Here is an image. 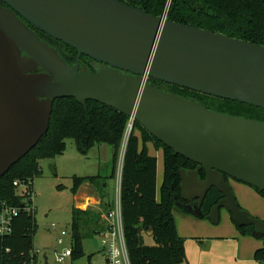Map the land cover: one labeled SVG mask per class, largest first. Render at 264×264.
Wrapping results in <instances>:
<instances>
[{
  "label": "water",
  "instance_id": "water-1",
  "mask_svg": "<svg viewBox=\"0 0 264 264\" xmlns=\"http://www.w3.org/2000/svg\"><path fill=\"white\" fill-rule=\"evenodd\" d=\"M157 17L119 0H0V178L47 135L54 102H98L138 122L176 155L201 166L181 170L182 197L208 218L227 208L240 227L264 232L241 209L226 177L264 191V123L204 108L153 87L161 81L264 110V47ZM34 27L77 51L69 66ZM86 56L107 68L80 71ZM56 174L54 164L49 165ZM47 262L48 256L44 255Z\"/></svg>",
  "mask_w": 264,
  "mask_h": 264
},
{
  "label": "trees",
  "instance_id": "trees-1",
  "mask_svg": "<svg viewBox=\"0 0 264 264\" xmlns=\"http://www.w3.org/2000/svg\"><path fill=\"white\" fill-rule=\"evenodd\" d=\"M147 14L161 17L169 0H119ZM167 19L173 23L194 27L264 47V0H172ZM42 40L59 49L61 56L72 66L77 61V51L54 40L30 26ZM92 59L82 56L81 70L95 72ZM100 66V65H99ZM150 84L162 91L199 103L204 108L229 116L246 118L264 123V110L224 100L161 81L150 80ZM129 118L98 102L88 101L87 107L75 99H59L54 102L49 132L38 145L2 178H0V209L2 203L21 207L23 194L15 181H34L42 173L40 163L52 161L65 153L66 141H75L82 155L99 145L112 149L115 176L117 161L123 148ZM137 132V133H136ZM163 152V182L158 192V159L149 154L148 144ZM201 166L176 155L174 151L150 135L138 122L134 123L123 157L121 203L124 231L131 264H188L185 240L180 237L174 216L175 208L186 214H194L189 202L182 197L181 170H199L200 179L206 174ZM97 177H74L73 193L86 182L95 184ZM229 182V177H226ZM254 188V187H252ZM264 198V191L254 188ZM213 188L209 191L198 214L207 219L212 208L223 198ZM105 211L108 206L104 204ZM101 213L93 210L73 209L72 234L74 254L72 262L85 257L83 242L103 229ZM264 221V220H263ZM237 228L242 236L256 237L263 247L254 254L258 264H264V232L255 236V227ZM38 230L36 213H22L14 221L13 234L0 239V264H29L34 249V238ZM85 230L86 234L82 233ZM147 238L153 245L147 243ZM10 249V252H7ZM93 255L89 256L91 259ZM73 264V263H72Z\"/></svg>",
  "mask_w": 264,
  "mask_h": 264
},
{
  "label": "rangeland",
  "instance_id": "rangeland-1",
  "mask_svg": "<svg viewBox=\"0 0 264 264\" xmlns=\"http://www.w3.org/2000/svg\"><path fill=\"white\" fill-rule=\"evenodd\" d=\"M43 41L52 46L48 41ZM56 49L59 51L58 48ZM65 62L72 66L66 60ZM94 67L95 70L102 68L99 65H94ZM82 71L83 73H89L87 68H82ZM66 145L67 148L63 155L56 157L53 161H42L40 163L42 173L33 181L34 205L38 224V230L34 238V248L41 253V256L47 254L49 264H57L54 254L55 249L61 251L64 247L70 246L68 237L64 246L58 245V238L61 230L65 229L69 233L72 231L73 209L75 208L74 177L95 175L101 167V177L103 179L98 180L94 186L101 192L106 191L107 198L110 202L115 203L118 198L119 175L123 165L124 153L122 150L117 161L115 176L112 179L114 162L112 149L108 145L96 146L88 155H82L72 139H68ZM151 153L162 162L161 151L157 152L156 149L152 148ZM50 164H54L56 174L50 172ZM229 183L241 209L248 212L251 217L263 221L264 198L249 185L231 178ZM192 208L194 214H186L179 208H175L178 233L185 240V253L188 264H228V261L232 257L234 258L236 252L234 247L228 248L225 241L231 242L238 239L243 248H246L249 253L255 251L258 247V241L254 237L245 238L240 234L237 224L227 208L219 210L217 222L209 218H199L198 214L201 211L198 208L197 200ZM101 209L100 213L103 217L105 210L102 207ZM54 225L55 228H53ZM82 233L86 234L85 230H82ZM147 243L149 245L154 244L149 238H147ZM206 244L211 246L210 251L205 250L204 245ZM83 248L85 257L72 262L73 264H88L90 255L99 254L102 250L100 238L97 235L85 238ZM95 260L101 261L102 257H97ZM38 264H45V262L40 259Z\"/></svg>",
  "mask_w": 264,
  "mask_h": 264
},
{
  "label": "built area",
  "instance_id": "built-area-1",
  "mask_svg": "<svg viewBox=\"0 0 264 264\" xmlns=\"http://www.w3.org/2000/svg\"><path fill=\"white\" fill-rule=\"evenodd\" d=\"M133 131L134 122L129 120L124 137L122 148L123 153H125L127 142ZM122 166L119 175L118 198L113 207L105 212L104 218L102 220L103 229L97 234L101 241L102 250L99 252V254L93 255L91 259H89L88 264H131L124 231L121 203ZM14 185L21 190L24 196L23 205L21 207H13L9 206L7 203H2L0 209L1 240L10 237L13 234L14 221L22 213L29 215H34L36 213V207L34 205L35 192L33 182L15 181ZM53 228H55V225ZM67 237L70 240V246L64 247L61 251L58 249L54 250L55 261L57 264H72V258L74 254V240L72 231L69 233L65 229L61 230L60 236L58 238V245L64 246ZM7 252H10V249H7ZM44 255L47 254L45 253L41 256V253L34 248L29 257V264H38L40 259L43 260L45 264H48V259L46 262ZM97 257H102V260L96 261L95 258Z\"/></svg>",
  "mask_w": 264,
  "mask_h": 264
},
{
  "label": "crops",
  "instance_id": "crops-1",
  "mask_svg": "<svg viewBox=\"0 0 264 264\" xmlns=\"http://www.w3.org/2000/svg\"><path fill=\"white\" fill-rule=\"evenodd\" d=\"M103 147V145H102ZM155 147L153 146V144H148V150H149V154L152 155L151 153V149ZM106 150H108L107 147H105ZM110 152V150H108ZM157 152L161 151V150H156ZM161 155L163 158V152L161 151ZM153 156V155H152ZM53 161V160H52ZM100 162V161H99ZM101 167L98 171L97 174L95 175H86V176H82V177H97V176H101ZM163 171H164V161L160 159H158V168H157V187H158V192H160V188L163 182ZM114 178V176H112V179ZM108 185L106 184V187ZM108 195L106 193V191H99L98 189H96V187L94 186L93 183L91 182H86L84 183L80 188L79 191L77 192V194L75 195V208L76 209H80V210H93L95 212H101V207L103 208V210H105L104 208V204L106 206H108V210L110 208L113 207L114 203L110 202V200L107 198ZM195 203V202H194ZM106 212V211H105ZM105 214V213H104ZM104 214L101 220H103L104 218ZM174 216L175 215V210H174ZM176 220V218H175ZM177 224V223H176ZM177 230H178V226H177ZM245 238H248L247 236H243ZM253 238V237H250ZM257 241H258V247L255 249V251L252 252H248L246 250V248H243L242 243L237 239L236 241H225L226 245L228 248H232L234 247L235 250V254H234V258L232 257L229 261L228 264H258L256 262V260L254 259V254L255 252L263 247V242L260 241L259 239H257L256 237H254ZM205 246V250L206 251H210L211 250V246L209 244L204 245ZM95 255V254H94ZM91 256V255H90ZM233 259V261H232ZM48 264H49V258H48Z\"/></svg>",
  "mask_w": 264,
  "mask_h": 264
},
{
  "label": "flooded vegetation",
  "instance_id": "flooded-vegetation-1",
  "mask_svg": "<svg viewBox=\"0 0 264 264\" xmlns=\"http://www.w3.org/2000/svg\"><path fill=\"white\" fill-rule=\"evenodd\" d=\"M102 68H99V69H104V68H107V66H105V65H100ZM80 71L81 72H83L82 70H81V68H80Z\"/></svg>",
  "mask_w": 264,
  "mask_h": 264
}]
</instances>
